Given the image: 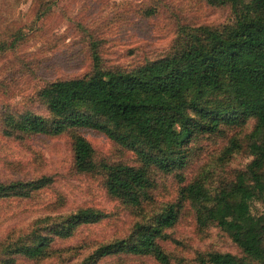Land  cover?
Instances as JSON below:
<instances>
[{
  "label": "trees",
  "instance_id": "16d2710c",
  "mask_svg": "<svg viewBox=\"0 0 264 264\" xmlns=\"http://www.w3.org/2000/svg\"><path fill=\"white\" fill-rule=\"evenodd\" d=\"M208 1L232 5L234 24L222 30L202 28L170 56L131 71L104 70L96 55L91 77L57 80L39 91L49 117L29 112L4 120L8 137L55 138L88 130L132 152L138 167L98 165L92 145L72 135L76 171H101L108 194L132 208L151 200L154 170L178 177L187 168L192 141L256 121L248 138L253 159L232 181L215 193L201 180L186 184L178 203L165 205L154 220L138 222L126 238L96 248L81 264L118 256L170 264L160 243L168 240L167 231L177 225L186 203L199 228L217 227L240 251L209 253L201 259L203 264H264V211L252 213L255 202L264 207V0ZM52 184L45 176L0 180V203L31 200ZM108 217L95 208H82L37 217L22 231L15 226L0 236V264L49 262L61 252L57 242Z\"/></svg>",
  "mask_w": 264,
  "mask_h": 264
},
{
  "label": "rangeland",
  "instance_id": "374dc122",
  "mask_svg": "<svg viewBox=\"0 0 264 264\" xmlns=\"http://www.w3.org/2000/svg\"><path fill=\"white\" fill-rule=\"evenodd\" d=\"M231 6L208 0H0V180H53L31 200L0 203V236L15 226L28 228L37 217L95 208L108 219L57 242L61 252L56 258L38 263L81 264L96 248L126 238L138 222L154 220L165 205L178 203L186 184L201 180L215 193L243 171L253 159L248 138L255 120L192 141L187 168L178 177L152 170L151 200L132 208L108 194L101 171H76L73 134L92 145L96 164L138 167L132 152L105 135L88 130L55 138L4 134V120L11 115L49 117L39 91L57 80L91 77L96 55L104 70H134L170 56L202 28L233 25ZM263 211L259 202L252 205L254 216ZM167 234L160 244L170 264H203L201 259L215 252L240 254L217 227L199 228L189 203ZM99 264L159 263L151 257L118 256Z\"/></svg>",
  "mask_w": 264,
  "mask_h": 264
}]
</instances>
